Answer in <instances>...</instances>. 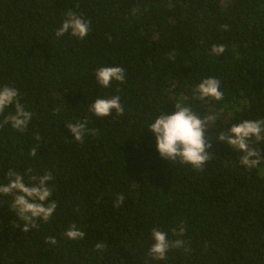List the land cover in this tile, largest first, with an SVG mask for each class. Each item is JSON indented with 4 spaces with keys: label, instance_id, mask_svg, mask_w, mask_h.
Masks as SVG:
<instances>
[{
    "label": "trees",
    "instance_id": "1",
    "mask_svg": "<svg viewBox=\"0 0 264 264\" xmlns=\"http://www.w3.org/2000/svg\"><path fill=\"white\" fill-rule=\"evenodd\" d=\"M69 11L90 22L84 39L56 38ZM213 45L225 52L212 55ZM108 66L124 70L123 83L98 84L96 70ZM206 78L221 81L222 100L193 99ZM5 85L32 119L23 133L0 128V184L10 169L26 184L51 173L57 208L22 232L11 199L0 197V264H264V160L245 169L239 152L217 142L235 124L264 119V0H0ZM117 95L123 116L89 112ZM176 104L215 116L205 171L162 159L147 130ZM84 120L96 132L76 142L65 123ZM252 146L264 157V142ZM70 224L82 240L64 236ZM181 224L184 235L174 236ZM154 228L184 247L151 260Z\"/></svg>",
    "mask_w": 264,
    "mask_h": 264
},
{
    "label": "clouds",
    "instance_id": "2",
    "mask_svg": "<svg viewBox=\"0 0 264 264\" xmlns=\"http://www.w3.org/2000/svg\"><path fill=\"white\" fill-rule=\"evenodd\" d=\"M90 30V22L84 20L76 13L69 11L61 26L56 31L59 39L65 34H70L77 39H84ZM227 30V26H225ZM225 52L224 45H213L211 54L222 55ZM171 58V57H170ZM95 79L103 88H108L115 81L123 83L125 80L124 70L119 66L100 67L95 72ZM221 81L216 78L203 79L194 87V100L206 101L212 99L220 101L223 92L220 90ZM120 96L96 99L88 105L91 114L99 118H106L113 112L117 116L124 115V108L120 103ZM14 107V111L5 115V110ZM176 111L171 115L162 113L154 120L147 129L155 138L156 150L160 157L171 163H179L181 166H190L195 170L205 171L206 162L212 159L208 150L212 143L206 138V130L210 122L215 121V116L208 115L203 119L197 116L190 107L175 105ZM0 128L10 125L15 131L23 133L32 119V113L25 110L20 103L18 91L10 86L0 87ZM87 120L76 123H65L68 131L76 142H82L87 134H95L96 130L87 128ZM39 141L40 137L37 136ZM217 142L227 145L229 148L239 152V164L248 170L256 168L262 163L264 157L261 152L252 146L254 143L264 142V119L244 120L233 125L227 132H220ZM40 145L30 150L31 157H37V149ZM31 170L29 169V172ZM8 183L0 184V197L11 199L10 210L15 213L17 219L22 220V232L38 227L37 221L47 223L57 208L54 200H51L52 189L48 186L53 179L51 173L43 176H30L29 183H25L24 176L9 170L7 172ZM125 197L118 195L114 207L119 208L124 203ZM21 227V226H17ZM185 233L183 224L172 229V234L182 237ZM64 236L69 240H82L85 233L79 230L76 224H70ZM152 245L148 249V257L151 260L163 261L167 253L172 249L184 247L182 239L170 240L164 231L154 228L151 233ZM46 244L55 245L54 237H49ZM106 248L104 243H97L95 251ZM187 251V249H185Z\"/></svg>",
    "mask_w": 264,
    "mask_h": 264
}]
</instances>
